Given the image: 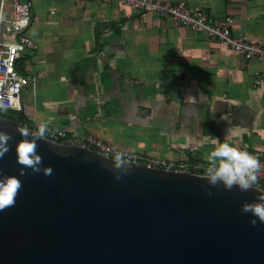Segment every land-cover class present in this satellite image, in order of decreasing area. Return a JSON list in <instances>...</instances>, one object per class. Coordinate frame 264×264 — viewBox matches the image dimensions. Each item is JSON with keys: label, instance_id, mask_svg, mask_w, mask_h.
Returning a JSON list of instances; mask_svg holds the SVG:
<instances>
[{"label": "crops", "instance_id": "obj_1", "mask_svg": "<svg viewBox=\"0 0 264 264\" xmlns=\"http://www.w3.org/2000/svg\"><path fill=\"white\" fill-rule=\"evenodd\" d=\"M184 1L233 18V36L264 45V0ZM0 11L9 16L11 0ZM26 33L36 47L17 65L33 80L20 96L23 126L45 122L204 164L215 139L264 152V61L155 12L142 20L119 0H32Z\"/></svg>", "mask_w": 264, "mask_h": 264}, {"label": "water", "instance_id": "obj_2", "mask_svg": "<svg viewBox=\"0 0 264 264\" xmlns=\"http://www.w3.org/2000/svg\"><path fill=\"white\" fill-rule=\"evenodd\" d=\"M17 127L0 116L15 138L3 176L19 173ZM37 151L53 174L18 176L15 206L0 211V264H264V224L240 211L264 196L257 189L209 188L205 175L143 162L117 169L95 150L46 138Z\"/></svg>", "mask_w": 264, "mask_h": 264}, {"label": "built area", "instance_id": "obj_3", "mask_svg": "<svg viewBox=\"0 0 264 264\" xmlns=\"http://www.w3.org/2000/svg\"><path fill=\"white\" fill-rule=\"evenodd\" d=\"M5 0H0L3 5ZM105 2L106 0H101ZM124 6L137 11L145 19L147 12H155L162 18H170L176 25L195 33H204L208 38L222 46L239 53L244 59L264 61V45L247 40L243 36H233L231 25L233 18H210L199 7H190L184 0H119ZM32 0H11V13L3 15L0 11V113H18L22 111L20 96L22 90L32 84V79L22 75L17 70L19 58L27 49H35V42L26 31L31 21ZM260 76L256 73L254 85L260 83ZM37 124L29 129L35 130ZM46 139L61 144H76L95 150L105 157L114 160L117 152L123 153L126 161L143 162L149 167L175 172L188 171L193 174L205 175L208 164L197 161L167 160L130 152L113 146L109 142L92 135H81L77 130L66 127H49ZM239 149L247 151L259 158L264 165V152L249 149L241 145ZM255 189L264 193V170L259 173Z\"/></svg>", "mask_w": 264, "mask_h": 264}, {"label": "clouds", "instance_id": "obj_4", "mask_svg": "<svg viewBox=\"0 0 264 264\" xmlns=\"http://www.w3.org/2000/svg\"><path fill=\"white\" fill-rule=\"evenodd\" d=\"M3 106L0 105V109ZM49 126L45 122L37 124L33 131L26 126L17 127L21 139L15 142L16 162L20 166L18 176L28 175L26 169L32 173H41L51 176L53 169L50 166L42 167L43 157L38 154V141H43L48 133ZM14 136L0 128V160L11 150L10 142ZM216 140V146L205 156L208 167L205 169V180L209 188L222 187L225 191L234 188L240 192L255 190L258 183L259 173L264 170V165L259 158L251 153L241 150L228 142ZM115 167L122 168L126 164L123 153L117 152L114 156ZM18 176L0 175V211H5L16 204L17 197L23 188V182ZM119 180L120 176L117 175ZM211 196V191H206ZM241 214L254 217L249 224L255 227L259 221L264 224V196H259L253 202H244L241 205Z\"/></svg>", "mask_w": 264, "mask_h": 264}, {"label": "trees", "instance_id": "obj_5", "mask_svg": "<svg viewBox=\"0 0 264 264\" xmlns=\"http://www.w3.org/2000/svg\"><path fill=\"white\" fill-rule=\"evenodd\" d=\"M0 116L1 117H6V118H9V119L18 121V122H22L23 121V118L21 117V115L19 113H17V114H15L13 112H8V113H5V114L0 113Z\"/></svg>", "mask_w": 264, "mask_h": 264}]
</instances>
